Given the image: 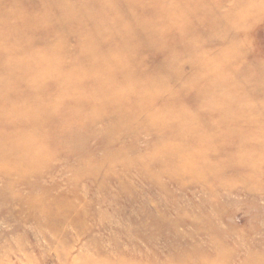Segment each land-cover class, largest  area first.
I'll return each instance as SVG.
<instances>
[{
  "label": "rangeland",
  "instance_id": "obj_1",
  "mask_svg": "<svg viewBox=\"0 0 264 264\" xmlns=\"http://www.w3.org/2000/svg\"><path fill=\"white\" fill-rule=\"evenodd\" d=\"M0 264H264V0H0Z\"/></svg>",
  "mask_w": 264,
  "mask_h": 264
}]
</instances>
